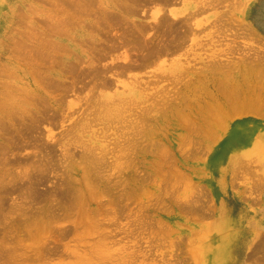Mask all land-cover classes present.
Masks as SVG:
<instances>
[{
  "label": "rangeland",
  "instance_id": "1",
  "mask_svg": "<svg viewBox=\"0 0 264 264\" xmlns=\"http://www.w3.org/2000/svg\"><path fill=\"white\" fill-rule=\"evenodd\" d=\"M74 1L0 0V264L247 250L264 161L227 142L264 130V0Z\"/></svg>",
  "mask_w": 264,
  "mask_h": 264
},
{
  "label": "bare ground",
  "instance_id": "2",
  "mask_svg": "<svg viewBox=\"0 0 264 264\" xmlns=\"http://www.w3.org/2000/svg\"><path fill=\"white\" fill-rule=\"evenodd\" d=\"M86 0H84V2H85ZM119 1V0H118ZM122 1V0H121ZM129 1H131V3H122L121 2V4L119 5L118 3H117V1H116V3H114L116 6V8L117 9H120L121 7H123V8H126V10L129 8H134V4H136V3H138V1H141V0H129ZM128 1V2H129ZM144 1H146V0H144ZM151 1H153V0H151ZM157 1V3H162V4H164V3H167L169 0H155V2ZM75 2V1H74ZM80 2H83V1H81V0H76V2L74 3L76 6L80 3ZM91 2V1H90ZM72 3V2H71ZM70 3V4H71ZM93 3V2H92ZM86 4H87V6L89 5V1H87L86 2ZM140 4V3H139ZM94 5H95V3H94ZM97 5V4H96ZM106 5V4H105ZM124 5L126 6V7H124ZM137 5V4H136ZM135 5V6H136ZM98 6H100V5H98ZM107 7L109 6V5H106ZM204 6V5H203ZM110 7V6H109ZM112 7V6H111ZM67 8V7H66ZM114 8V7H113ZM203 8V7H202ZM72 9V8H71ZM77 9V8H76ZM81 9H83V8H81ZM70 10V9H69ZM84 10V9H83ZM130 10H132V9H130ZM130 10H128V11H130ZM76 11H78V9L76 10ZM80 11H82V10H80ZM85 11V10H84ZM75 12V11H74ZM87 12V11H86ZM115 12H116V10H115ZM198 12V11H197ZM77 13V12H76ZM123 13H125L124 11H123ZM81 14V13H80ZM83 14V13H82ZM127 14V13H126ZM120 16H122L123 17V14L122 15H118V14H111L110 16H108V17H106V19L107 20H109V21H106V22H109L108 24H113L114 23V26H115V28H116V26L118 25V24H121V22H123L124 20H125V17H121L122 19H121V22H120V20H119V18H120ZM162 15H160V17H158V20H157V23L159 24V27H160V25L162 24V22H164L163 20H162V17H161ZM119 17V18H118ZM103 18V17H102ZM175 19V18H174ZM100 20V19H99ZM105 20H103V22H104ZM102 22V21H101ZM100 22V23H101ZM179 22V21H178ZM177 23V22H176ZM157 24V25H158ZM170 24V23H169ZM100 25V24H99ZM177 25V24H176ZM102 26V25H101ZM111 26V25H110ZM145 26V25H144ZM165 26V25H164ZM167 26V25H166ZM171 26V27H170ZM174 26H175V24H174ZM158 27V26H157ZM176 27V26H175ZM137 28V27H136ZM168 28H170L171 30H170V32H171V36H173V34L172 33H176L175 32V28H173V30H172V24L171 25H169V27ZM138 30V29H137ZM169 30V29H168ZM187 30V29H186ZM152 31V30H151ZM132 32H133V30H132ZM182 32V31H181ZM184 32V31H183ZM146 33V32H145ZM159 33H161V32H159ZM126 34V33H125ZM134 34V33H133ZM132 34V35H133ZM169 34V33H168ZM184 34V33H183ZM127 36L126 37H124L123 38V41H124V44L126 43V41H130L131 39H130V36L129 35H131V33L128 35V34H126ZM143 35V34H142ZM160 35V34H159ZM161 35L163 36V34L161 33ZM176 35V34H175ZM174 35V36H175ZM111 36V35H110ZM115 36V35H114ZM140 36V35H139ZM138 36V37H139ZM177 36H178V34H177ZM132 38H133V36H131ZM136 37V36H135ZM143 37V36H142ZM141 37V38H142ZM152 37V36H151ZM161 37V36H160ZM160 37H157V39L158 38H160ZM165 38L167 37L166 35L164 36ZM176 37V36H175ZM134 39V38H133ZM135 39H138V40H140L139 38H135ZM169 39H171V37L169 38ZM120 40V39H119ZM145 40V39H144ZM154 40V39H153ZM156 40V39H155ZM160 40H161V38H160ZM165 39H163V41H164ZM107 41V40H106ZM120 41H122V40H120ZM123 41H122V43H123ZM147 41V40H146ZM159 41V40H158ZM138 42V41H137ZM136 42V43H137ZM140 42H141V44L143 43V40L141 41L140 40ZM145 42V41H144ZM148 42V41H147ZM147 42H145V43H147ZM165 42H167V41H164V43ZM131 43V42H130ZM134 43V42H133ZM149 43H150V41H149ZM152 43V42H151ZM163 43V42H162ZM144 44V43H143ZM158 44V43H157ZM173 44V43H172ZM107 45V44H106ZM126 45H128L127 43H126ZM137 45V44H136ZM151 45V44H150ZM154 45V44H153ZM164 46H161L160 44H158V47H160V48H157L155 51H157V53L156 54H158L159 52H165V51H163V49H165L166 48V44H163ZM169 45L171 46V44L169 43ZM174 45V44H173ZM176 45V44H175ZM125 46V45H124ZM134 46H135V43H134ZM148 45H144V49H146L145 47H147ZM168 46V45H167ZM138 47L141 49V47L142 46H139L138 45ZM152 47V46H151ZM151 47H149L148 46V48H149V50H147V51H151L150 50V48ZM169 47V46H168ZM104 48V47H103ZM153 48H155V47H153ZM100 49H101V47H100ZM143 49V48H142ZM152 49V48H151ZM167 49H169L170 50V48H167ZM173 49V48H172ZM106 50V49H105ZM153 49H152V51H154ZM174 50V49H173ZM146 52V53H148V54H150V55H152L153 56V52ZM167 52H169V51H167ZM141 53V52H140ZM108 54V53H107ZM161 54V53H160ZM160 54H158L159 56H160ZM142 55V54H141ZM30 58V57H29ZM98 61V60H97ZM93 76V75H92ZM97 77V76H96ZM37 99V98H36ZM33 101V100H32ZM34 102V101H33ZM236 104V103H235ZM241 107L239 108V106H234V108L232 109V110H235L236 109V107H238L237 109H236V111L237 112H239L238 111V109H240L241 111H243L244 113H248V112H251L252 111V109H253V107H250V104H248L247 102H243V103H241V104H239ZM34 107V106H33ZM35 107H37V106H35ZM18 108V107H17ZM48 109V108H47ZM256 109V108H255ZM235 111V112H236ZM10 113V112H9ZM230 113H232V114H234L233 113V111L232 112H230ZM232 116V115H231ZM12 121V120H11ZM217 123V122H216ZM8 125V124H7ZM30 126V125H29ZM205 127V126H204ZM216 127V126H215ZM235 128V127H234ZM218 129V128H217ZM23 132H25V131H23ZM253 134H254V132L253 133H250V132H248L247 134H238V133H235V132H233L232 133V136H231V138L229 139V141L227 142V143H234V148H231L230 150H229V152H231L233 155H235L236 157L240 154L239 153V147H241V149H243L244 151H242V154H246V155H250V154H252V153H254L255 152V150L257 151H259V153H260V150H261V145H262V143H261V139H263L264 138V130H261L260 131V133L257 135V139L258 140H256L255 141V138H254V140H253ZM257 151V152H258ZM4 153V152H3ZM53 171V170H52ZM89 184V183H88ZM65 203H66V201H65ZM38 204V203H37ZM3 215V214H2Z\"/></svg>",
  "mask_w": 264,
  "mask_h": 264
},
{
  "label": "crops",
  "instance_id": "3",
  "mask_svg": "<svg viewBox=\"0 0 264 264\" xmlns=\"http://www.w3.org/2000/svg\"><path fill=\"white\" fill-rule=\"evenodd\" d=\"M262 151V148L260 150V153ZM260 153L253 154L258 156L259 161H264L262 160V156ZM250 156H245L243 158H249ZM237 157H242V156H237ZM235 156V158H237ZM263 170H264V162H263ZM261 175L259 176V180L257 181L258 184H263L260 186V188L256 189V195L260 197H264V171L260 173ZM253 199L249 207L251 206L250 209H253L254 212L251 214L250 218V223L249 226L251 227H256L260 226V228L264 227V212L261 214V211H264V198L263 201L256 202V199ZM257 215L256 217L253 215ZM224 216H221L220 222L222 223ZM260 219L261 222L258 221ZM222 231V230H221ZM250 232V237L248 239V249L244 250L242 253H235L234 251H227L225 249L220 250L218 253L219 256V264H264V231H258L257 228H252L249 230ZM228 235V236H227ZM225 234L223 232L222 238L228 239L229 234ZM235 235H230L229 240L232 241ZM228 240V241H229ZM227 241H225L226 243ZM226 246V245H225ZM224 246V247H225ZM239 254V255H238ZM212 261V259H211Z\"/></svg>",
  "mask_w": 264,
  "mask_h": 264
}]
</instances>
